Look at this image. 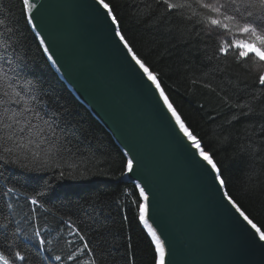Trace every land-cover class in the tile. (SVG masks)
I'll list each match as a JSON object with an SVG mask.
<instances>
[{
    "label": "trees",
    "instance_id": "16d2710c",
    "mask_svg": "<svg viewBox=\"0 0 264 264\" xmlns=\"http://www.w3.org/2000/svg\"><path fill=\"white\" fill-rule=\"evenodd\" d=\"M106 2L129 44L158 74L177 113L222 170L226 190L264 225L260 61L220 54L222 41L207 31L208 13L196 0H169L184 5L173 9L163 0ZM21 67L26 80L17 82L31 85L49 114L45 119L59 125L61 141L53 150L62 142L69 151L57 158L59 168L38 173L0 166V252L15 264H90L92 256L80 251L78 227L96 264H154L153 248L137 221L138 190L119 181L124 153L54 71L26 21L22 0H0V69L11 78ZM60 171L64 180L57 179ZM36 232L46 241L43 249Z\"/></svg>",
    "mask_w": 264,
    "mask_h": 264
},
{
    "label": "water",
    "instance_id": "95a60500",
    "mask_svg": "<svg viewBox=\"0 0 264 264\" xmlns=\"http://www.w3.org/2000/svg\"><path fill=\"white\" fill-rule=\"evenodd\" d=\"M33 2V23L40 27H30L47 36L56 63L47 60L54 71L122 152L127 145L138 158L155 220L170 242L171 264H264L258 237L221 198L95 0ZM119 181L136 182L127 175Z\"/></svg>",
    "mask_w": 264,
    "mask_h": 264
},
{
    "label": "snow or ice",
    "instance_id": "6c2138e0",
    "mask_svg": "<svg viewBox=\"0 0 264 264\" xmlns=\"http://www.w3.org/2000/svg\"><path fill=\"white\" fill-rule=\"evenodd\" d=\"M163 2L168 9L184 7V5H173L169 3V0H163ZM95 3L102 10L105 19L109 20L114 26V38L126 50V55L134 62L142 77L146 78L149 87L153 88L155 93H158L162 106L167 109L171 119L175 122L174 126L186 138L190 148L195 149L193 156L199 157L203 168L211 175L213 183L218 185V190L222 191L221 198L238 214V218H241L253 237H258L261 246L264 247V225L258 226L225 190L227 183L223 179L222 170L177 113L161 86L158 74L150 70V67L129 44L109 3L106 0H95ZM196 3L208 13L204 17V21L208 25L207 31L209 33L232 34L233 28H235L239 30L240 34L249 37L248 39L239 40L224 39L218 48L220 54L227 55L229 52H233L238 59L249 58L251 54L259 61L264 62V0H196ZM36 7L33 0H22V11L25 14L27 23L39 28V24L33 23L37 19L33 13ZM40 7L43 8V5ZM41 32L42 29L37 31L35 37L39 39V45L43 46V52L47 54V59L55 64L54 54L46 44L47 36L41 35ZM5 55L7 56V53ZM13 73L14 76L10 78L4 69H0V87L6 89L0 93V149H2V152H0V166L6 168L18 167L29 173H38L48 167L59 168L60 164L56 162L57 158L62 151H69L62 142L59 148L53 150L54 142L61 141V136L57 133L59 125L55 118L45 119L49 114L41 107L40 97L35 95L31 85L26 87L23 83L17 82L26 80V77L22 74L23 68L13 69ZM258 80L259 84L264 86V74L259 75ZM46 145L47 147H45ZM124 147L127 151L123 154L120 175H127L130 179L135 177L134 188L139 193L137 221L142 226V230L153 248L154 264H171L169 259L171 254L170 242L160 224L155 220L156 211L153 196L150 191H146L148 186L144 182V178L137 172L139 160L132 154L127 145H124ZM29 163L32 167H29ZM65 178V172L60 171L57 179L64 180ZM67 178L77 179L71 173H68ZM7 191L8 193L13 192V188H8ZM31 203L35 205L38 200L33 197ZM75 233L83 243L80 251H85L92 256L90 264H96L95 253L78 227L75 228ZM35 235L39 238V248L43 249L46 243L45 239L41 237L39 232H36ZM74 255L75 253L70 255L68 259H73ZM15 256L21 261L25 259L18 251ZM54 259L60 261L61 257L57 255ZM0 261H3V264H15L14 261H10L4 255H0Z\"/></svg>",
    "mask_w": 264,
    "mask_h": 264
},
{
    "label": "rangeland",
    "instance_id": "374dc122",
    "mask_svg": "<svg viewBox=\"0 0 264 264\" xmlns=\"http://www.w3.org/2000/svg\"><path fill=\"white\" fill-rule=\"evenodd\" d=\"M211 34L215 35L216 37H218L221 41H223L224 39L228 38L231 40H239V39H248L249 37H247L246 35H242L239 33L238 29L233 28V33L232 34H224V35H220L217 32H211ZM251 55V54H250ZM260 71L263 73L264 72V62L260 61V66H259ZM0 255H3L0 252ZM0 264H3V261H0Z\"/></svg>",
    "mask_w": 264,
    "mask_h": 264
},
{
    "label": "bare ground",
    "instance_id": "6f19581e",
    "mask_svg": "<svg viewBox=\"0 0 264 264\" xmlns=\"http://www.w3.org/2000/svg\"><path fill=\"white\" fill-rule=\"evenodd\" d=\"M38 39V38H37ZM39 41V40H38ZM161 101V100H160ZM162 102V101H161ZM166 109V108H165ZM166 111H167V109H166ZM168 113V112H167ZM168 115L170 116V113H168ZM170 118H171V116H170ZM172 120V119H171ZM173 121V120H172ZM173 123H175L174 121H173ZM177 128V127H176ZM178 129V128H177ZM178 131H179V129H178ZM183 136V135H182ZM186 139V138H185Z\"/></svg>",
    "mask_w": 264,
    "mask_h": 264
}]
</instances>
